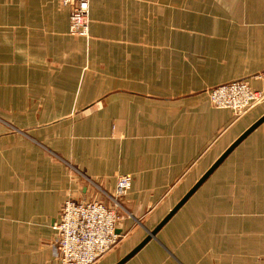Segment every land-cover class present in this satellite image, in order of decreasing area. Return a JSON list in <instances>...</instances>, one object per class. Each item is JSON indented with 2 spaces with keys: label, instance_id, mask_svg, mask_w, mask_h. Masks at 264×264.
I'll return each instance as SVG.
<instances>
[{
  "label": "crops",
  "instance_id": "0c3cea01",
  "mask_svg": "<svg viewBox=\"0 0 264 264\" xmlns=\"http://www.w3.org/2000/svg\"><path fill=\"white\" fill-rule=\"evenodd\" d=\"M0 0V264H60L68 197L107 202L121 174L117 264L264 115L208 90L264 91V0ZM123 264H264V122Z\"/></svg>",
  "mask_w": 264,
  "mask_h": 264
},
{
  "label": "built area",
  "instance_id": "2783aa9c",
  "mask_svg": "<svg viewBox=\"0 0 264 264\" xmlns=\"http://www.w3.org/2000/svg\"><path fill=\"white\" fill-rule=\"evenodd\" d=\"M91 0H61L70 12V34L89 36ZM256 78H263L264 73ZM209 100L216 108H229L244 115L264 101V91L253 89L248 81L236 80L214 86L208 90ZM132 186V175L121 174L113 193L104 190L107 202L77 200L68 197L62 207L60 219L54 223L57 230L58 259L60 264H96L121 240L117 231L122 217V200Z\"/></svg>",
  "mask_w": 264,
  "mask_h": 264
},
{
  "label": "water",
  "instance_id": "95a60500",
  "mask_svg": "<svg viewBox=\"0 0 264 264\" xmlns=\"http://www.w3.org/2000/svg\"><path fill=\"white\" fill-rule=\"evenodd\" d=\"M264 122V115L257 120L246 132H244L225 152L222 156L211 166V168L202 176V178L195 184V186L184 196V198L173 208L168 216L161 222V224L153 231L149 232V235L143 240L139 246H137L130 254L123 258L117 264H123L136 252H138L158 231V229L166 223V221L184 204V202L197 190V188L208 178V176L215 170V168L225 159V157L256 127Z\"/></svg>",
  "mask_w": 264,
  "mask_h": 264
},
{
  "label": "rangeland",
  "instance_id": "374dc122",
  "mask_svg": "<svg viewBox=\"0 0 264 264\" xmlns=\"http://www.w3.org/2000/svg\"><path fill=\"white\" fill-rule=\"evenodd\" d=\"M211 103V102H210ZM235 114V113H234ZM236 115V114H235ZM237 116V115H236ZM240 116H242V115H240ZM240 116H238V117H240Z\"/></svg>",
  "mask_w": 264,
  "mask_h": 264
}]
</instances>
